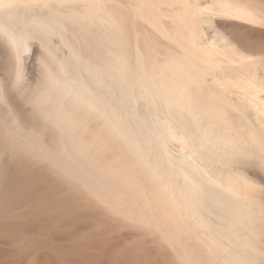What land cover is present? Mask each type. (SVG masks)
<instances>
[{"label": "bare ground", "instance_id": "bare-ground-1", "mask_svg": "<svg viewBox=\"0 0 264 264\" xmlns=\"http://www.w3.org/2000/svg\"><path fill=\"white\" fill-rule=\"evenodd\" d=\"M218 13L252 21L221 0H0L12 85L24 87L36 59L27 103L56 133L39 156L105 218L154 231L162 264H260L264 255L250 238L253 183L212 165L248 155L264 163V94L242 75L248 58L203 27ZM82 245L63 263L95 264L100 246Z\"/></svg>", "mask_w": 264, "mask_h": 264}, {"label": "rangeland", "instance_id": "rangeland-1", "mask_svg": "<svg viewBox=\"0 0 264 264\" xmlns=\"http://www.w3.org/2000/svg\"><path fill=\"white\" fill-rule=\"evenodd\" d=\"M221 2L228 3L231 8L237 5L247 9L252 15V21L239 16L237 18L234 13H229L230 15L218 13L211 18L213 24L210 27L205 23L203 27L205 29L207 27L211 38L219 40L221 36L229 46L234 47L233 49L236 48L235 50L239 54L248 58L247 62L245 61L242 75L250 76L264 94V0H221ZM39 51L38 47L36 55L40 54ZM10 63L6 47L0 40V82L4 84L1 85L2 89L0 88L3 94L0 96V199L2 197L0 200V264H32L31 260L33 259V262L40 256L52 264H62L66 258V252L71 248L81 250L84 246L83 243L91 244L89 246L97 243V248L100 246L94 255L95 264H100V262H103L102 264H162L154 250H150L153 248V236L156 237L153 234L154 231L152 232L146 227L142 228L140 225H133V223L118 222V219L113 217L105 218L96 207L91 205L88 199H82L75 181L63 173L61 174L57 167L54 166V169L50 164L51 161L39 156L40 149L48 151L53 149L57 137L55 130L48 124H44L29 102L27 103L30 92L39 79L38 62L34 59V73L30 76L27 72L25 80L26 83L29 81L31 83L29 82L30 84L27 83V85L25 83V88L22 89L12 85L13 74L9 72ZM236 73L239 71L234 69L227 72L230 76H235ZM250 116L248 114L247 118ZM251 119L252 117L249 120L252 121ZM43 125L47 130L43 128ZM39 134L41 135L39 136ZM171 146L174 147H171L173 152H179L177 144ZM252 157L254 156L232 157L231 161L225 160L226 162L212 165L218 175L240 174L245 180L247 178L248 183H253L252 188L251 183L250 188H247L248 194L253 197L252 204L254 205L251 207V204L249 207L251 223L254 226L250 230V238L255 236L250 240L252 243L257 241L254 245L258 246V249L260 247L263 252L264 163L257 160L258 158ZM218 170L222 173L220 174ZM149 231L152 236L150 234L146 236L145 233L148 234ZM149 237L152 238V241L148 239ZM148 242L151 245L146 244ZM105 245H109V247ZM143 246L146 247L143 248ZM106 251H109V254ZM151 251L154 253L152 254ZM105 259L107 260L105 261ZM249 259L251 260V258ZM262 260H264V255ZM262 260L260 264H264Z\"/></svg>", "mask_w": 264, "mask_h": 264}]
</instances>
